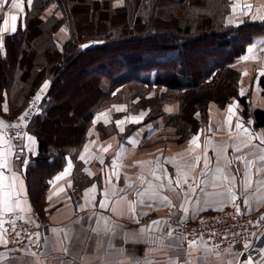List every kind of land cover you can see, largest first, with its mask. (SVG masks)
<instances>
[{
  "label": "crops",
  "instance_id": "obj_1",
  "mask_svg": "<svg viewBox=\"0 0 264 264\" xmlns=\"http://www.w3.org/2000/svg\"><path fill=\"white\" fill-rule=\"evenodd\" d=\"M25 3L27 0H23V12H19L11 7V0H7L6 7L0 9V32H13L11 15H17V27L24 14ZM234 3L235 0H230L227 23L231 20L229 24H237L244 17L264 19V0H239L235 13L232 11ZM254 43L255 49L250 54L246 51L235 63L240 69L239 93L241 95L242 89L243 95L249 93L250 112L255 108L264 110V83L263 86L259 83V79L264 78V34L254 38L249 45ZM246 55L248 58L242 59ZM246 78L252 81L250 85L245 83ZM48 84L43 92L38 89L32 98L39 93L41 99ZM123 98L118 97L95 111L84 138L76 147H69L62 167L46 179L43 190L26 175L39 153L38 140L29 129L25 133L34 137L33 140H26L25 133L16 140H10L4 130L14 121L5 117L3 108L0 121L4 124L0 126V133L4 143L0 148L8 154L19 181H22L20 199L24 211L17 209L14 214L33 222L44 220L49 224L48 233L39 237V249L35 253L16 251L7 243H0V255L5 258L3 264H186L189 260L191 264H244L249 261L250 258L238 247L221 251L201 240H195L197 246L190 247L192 240L177 239L182 236L172 230V238H169L168 227L173 219L196 220L204 214L221 211V202L222 210L230 208L234 205L230 198H221L217 194L232 188L237 196L235 204L256 215L264 233V171H257L264 167V163L257 160L264 148V126H255L251 115L243 117L239 102L234 98L224 107L210 102L197 130L186 139L179 140L171 123V116L178 110L177 101L163 104L160 114L147 119L152 109L149 105H135ZM229 105L234 106L230 124L227 122ZM141 114L143 118L139 123L126 120L129 116ZM196 116L200 118L199 114ZM117 121L125 123L118 127ZM237 121L257 139L247 136L243 129H237ZM121 127L124 131L120 130ZM198 132L200 146L190 151L189 141ZM250 139L251 144L242 147ZM25 143L28 147L21 152ZM9 145L12 146L10 150ZM205 147L211 161L209 167L223 169L221 180L214 182L212 176H202L205 171L203 160L197 163L194 157L203 156ZM237 147L241 151L235 152ZM238 156L255 161L247 180L245 164L236 159ZM229 160L232 162L229 163ZM185 162L194 165L182 168V171L187 173L189 184L194 181L200 184L195 193L189 191L187 184L180 188L175 184L177 167ZM66 168L65 175L59 180L54 179ZM165 168L173 179L172 187L163 179ZM154 172L161 177L160 180L154 177ZM5 174L11 175L9 172ZM224 176L228 178L223 179ZM142 180L154 186L155 198L136 195L138 191L147 189ZM214 183L216 186H213ZM61 188L63 191L57 195ZM89 189L91 191L86 197V190ZM186 193L191 199L186 200ZM163 197H167L171 206L163 201ZM101 200L107 207L99 206ZM141 200L143 203H140ZM205 200L212 201L211 207L204 203ZM181 204L189 207V213L181 210ZM130 208L135 209L134 213ZM197 208L201 210L195 211ZM10 215L3 214V219ZM98 217H104L111 230H105L103 222L98 225ZM157 220L167 223L155 231L141 232L142 228ZM53 229L57 231L53 232ZM262 250L251 258L252 264L264 261Z\"/></svg>",
  "mask_w": 264,
  "mask_h": 264
},
{
  "label": "trees",
  "instance_id": "obj_2",
  "mask_svg": "<svg viewBox=\"0 0 264 264\" xmlns=\"http://www.w3.org/2000/svg\"><path fill=\"white\" fill-rule=\"evenodd\" d=\"M114 4L33 0L25 5L16 31L1 35L0 113L6 104V116L20 119L28 100L49 82L27 128L38 140L39 153L26 175L42 190L46 179L62 167L69 147L82 141L95 111L127 87L134 91L132 98H139L137 103L152 108L147 119L162 111L145 97L151 87L177 101L171 123L179 140L197 130L210 102L224 107L234 98L243 117L251 115L255 126H264V110L250 112L248 97L239 93L235 65L253 39L264 34V19L227 23L230 0ZM62 27L67 38L59 42L55 34ZM89 40L99 43L82 49ZM71 69L75 71L66 82ZM81 74L85 77L79 80ZM65 84L73 99L63 98ZM63 122L68 124L65 130ZM59 133L70 140L56 139Z\"/></svg>",
  "mask_w": 264,
  "mask_h": 264
},
{
  "label": "snow or ice",
  "instance_id": "obj_3",
  "mask_svg": "<svg viewBox=\"0 0 264 264\" xmlns=\"http://www.w3.org/2000/svg\"><path fill=\"white\" fill-rule=\"evenodd\" d=\"M28 4L31 5L33 3V0H27ZM7 3V0H0V8H3V6ZM22 3L23 0H11V7L13 9L18 10L19 12H23V8H22ZM124 3V0H115V4L114 7L122 5ZM239 4V0H235V3L233 4V8L232 11L235 13L237 10V6ZM245 15H247V13H244ZM11 20L13 21V25H12V31L15 32L16 31V25H15V21L17 20V15L13 14L11 15ZM5 25H7V20L4 21ZM229 23H231V20H229ZM6 30V29H5ZM62 32H65L66 29L62 28L61 29ZM2 46V45H0ZM256 45L255 43L253 45H249L248 49L246 50L247 53H251L254 49H255ZM248 56L246 55L245 57H242V59H247ZM48 82H45L44 85H42L40 91L43 92L46 87H47ZM241 95H243V89L241 90ZM40 99V95L39 93L37 94L35 100H39ZM233 105H229L228 106V112L230 113V115L227 117V122L230 124L231 120H232V114H233ZM4 109L5 111H7V105H4ZM103 115V114H101ZM27 118V113L25 114V116L21 117L22 120H25ZM143 118V114H141L140 116H129L126 118L127 122H131V123H139L140 120H142ZM96 122L95 118H94V123ZM117 126L119 127L120 125H122L123 123H125V121H117ZM4 122L0 121V126H3ZM13 127H16L15 125H13ZM236 128L237 129H243V132L249 136L252 137L253 139H257V137H253L252 134L248 131L247 128L244 127V125H242L239 121L236 122ZM121 131H124V129L121 127L120 128ZM199 135L200 133L198 132L196 135H194L191 140L189 141V145H190V151H194L195 148H199ZM25 138L26 140H33L34 137L31 136H27V134L25 133ZM4 143V138L2 133H0V145H2ZM262 143H264V141H262ZM249 144H251V139L247 141V143H244L242 145V147H247ZM194 146V147H193ZM11 145H9V150L11 149ZM28 145L27 143L24 144L23 148H21V152L23 151L24 148H27ZM105 151H107V149H105ZM235 152H239L241 151L240 147L234 148ZM16 158L18 159L19 156H16ZM81 159H83V156L81 157ZM195 161L197 163H199L201 160H203L204 166H205V171L202 173V176L207 177V176H212L213 181H217V180H221V174L223 172V169L217 167L215 169H212L209 167V165L211 164V161L209 160L208 156H207V148L205 147L204 149V154L203 156L197 155L194 157ZM237 160H240L241 162H243L245 164V179L247 180L249 175H250V168L253 165V163H255V161L253 160H249L245 157H236ZM257 160H259L260 162L264 163V148L261 149V154L257 157ZM103 163V161H101ZM168 163H172V161H167ZM232 161L229 160V163H231ZM27 163V161H25V164ZM114 165H115V160H114ZM71 165L69 164V167ZM194 165L191 164L190 162H185L184 165L182 166H178L177 167V176L175 179V184L177 188L182 187V185L187 184L189 187V191L192 193H195L197 191L198 188H200V184L198 182H193V184H189V178L187 173H184L182 171V168H188V167H193ZM159 167V165H158ZM68 169L66 168L64 170L63 173L58 174L57 177H55L54 179L59 180L63 175H65L67 173ZM258 172L260 171H264V167L262 168H258L257 169ZM9 172L11 173V175H6L5 173ZM163 179H166L168 181V186L172 187L173 184V179L172 177L168 174L167 169H163ZM154 177L157 180H160L161 177L159 175H157L155 172L153 173ZM227 176H224L223 179H227ZM110 179V178H109ZM232 179L235 180V176H232ZM142 183H146L147 184V189H145L144 191H138L136 193L137 196H144V195H150L151 198H155L156 196V192L153 190L154 186L151 184V182H145L142 180ZM22 184V181H19L18 179V174L17 172L13 169L11 160L9 159L8 154L5 152V150H3V148H0V226H2L3 224L7 223V221H5L3 219V214L7 213V214H14L17 209H19L20 211H24V209L21 207L22 201L20 199V185ZM163 186V185H161ZM213 186H216V184L214 183ZM249 186H251L249 184ZM95 187V185L93 186ZM202 190V189H201ZM59 191H63V188L59 189L58 192L56 193L57 195L59 194ZM91 191V189L86 190V197L88 196V193ZM218 196H220L221 198H230V200L233 202L234 206L236 207L237 212H239L240 208L239 205L235 204V201L237 200V196L235 195V193L233 192L232 188H228L226 193H219L217 194ZM186 196V200L187 199H191V197L188 196V194H185ZM91 199H95V197H91ZM163 201L167 204H169V206H171V202L168 201L167 197H163L162 198ZM140 203H143V200L140 201ZM205 204H207L209 207H211V203L212 201L209 200H205L204 201ZM245 204H247V200H245ZM101 208H105L107 207V205L104 203L103 200L100 201V205ZM181 210L184 213H189L190 209L189 207L186 206V204H181ZM201 210L200 208L195 209V211H199ZM220 210H222V202H221V208ZM130 211H132L134 213L135 209L134 208H130ZM183 219V217L181 218ZM101 222H103L105 230H111L110 227L107 224V221L105 220L104 217H98L97 218V224H101ZM167 221H153L149 226H147V228H142L141 232H145V231H155L158 228L162 227L163 224H166ZM14 224V222H13ZM155 226V227H154ZM56 229H53V232H56ZM19 235V234H17ZM36 237H39V234L36 233L35 234ZM168 237L172 238V231L170 230L168 232ZM177 239H186L185 237H178ZM0 243H7V241L4 239V234L3 231L0 230ZM189 246L190 247H196L197 246V241L192 240L189 242ZM248 245H245V247H247ZM264 251V250H262ZM5 258L0 255V264H3V260ZM137 264H139V262H137ZM172 264H176V262H172ZM186 264H191V261L189 260L188 262H186ZM244 264H252V260L251 258L249 259V261L244 262ZM261 264H264V261H261Z\"/></svg>",
  "mask_w": 264,
  "mask_h": 264
},
{
  "label": "built area",
  "instance_id": "obj_4",
  "mask_svg": "<svg viewBox=\"0 0 264 264\" xmlns=\"http://www.w3.org/2000/svg\"><path fill=\"white\" fill-rule=\"evenodd\" d=\"M39 102L31 100L27 111L21 116L27 113V118H20L5 128L4 132L10 140L18 139L27 131L28 124L39 109ZM239 208L237 212L233 205L221 211L204 214L196 220L173 219L168 228L186 240H201L221 251L238 247L247 257L254 258L264 248V233L257 216L241 206ZM5 221L7 223L2 225L4 239L7 246L16 251L37 252L39 237L49 231V224L44 220L33 222L11 214ZM36 233L39 237H36Z\"/></svg>",
  "mask_w": 264,
  "mask_h": 264
},
{
  "label": "rangeland",
  "instance_id": "obj_5",
  "mask_svg": "<svg viewBox=\"0 0 264 264\" xmlns=\"http://www.w3.org/2000/svg\"><path fill=\"white\" fill-rule=\"evenodd\" d=\"M114 3H115V0H114ZM25 4H28V2L27 3H25ZM6 7V4L3 6V8H5ZM3 8H0V9H3ZM23 17V16H22ZM1 19H2V15L0 14V21H1ZM62 28H64V27H62ZM61 28V29H62ZM61 29H59L58 31H57V33L55 34V36H56V39L60 42H62V40H64V39H66L67 38V30L65 31V32H62L61 31ZM64 29H66V28H64ZM3 34H5V33H2V32H0V38H1V35H3ZM75 68V67H74ZM238 68V70L240 71V69H239V67H237ZM73 71H75L74 69H71V71L66 75V82H67V78H69V76H71L72 74H73ZM85 74H81L80 76H79V80H81L82 78H84L85 76H84ZM250 82H252L249 78H246V84L247 85H250ZM67 87H66V84H65V86L63 87V89H64V94H63V98H65V97H67V98H71V99H73L74 97H75V94H73L71 91H70V89H68V90H65ZM162 91H163V89H160V88H157V87H151L150 89H148V91L145 93V97L147 98V99H153V103L152 104H156L157 106L156 107H161L163 104H165V103H171V102H173V98H171L169 95H165V96H163V94H162ZM132 92H134L133 91V89L132 88H125V89H123V91L122 92H119L120 94H119V98H125V100L127 101V102H129V103H131V102H133V103H135V105H141V104H139V103H137L138 101H139V98L136 96V97H134V98H132L131 97V95H132ZM157 94H158V96H157ZM74 96V97H73ZM246 96L249 98V93L248 94H246ZM118 97H114L111 101H113L114 99H117ZM36 98V97H35ZM35 98H32L31 97V100H33V99H35ZM123 98V99H124ZM31 100H30V102H31ZM39 101H41V99L39 100ZM30 102L28 103V105L26 106V109H25V111L22 113V114H24L26 111H27V108H28V106L30 105ZM142 106V105H141ZM5 117H7L6 116V114H5ZM19 119V118H18ZM18 119H12V121H17ZM49 125V124H48ZM9 126V125H8ZM62 129H66V128H68V124H67V122H63L62 123V126H60ZM60 132H62V131H60ZM62 135V134H61ZM58 138H60V140H70V138H71V136H67V135H64V136H61L60 137V133H59V136H58V134L56 135V139H58Z\"/></svg>",
  "mask_w": 264,
  "mask_h": 264
},
{
  "label": "water",
  "instance_id": "obj_6",
  "mask_svg": "<svg viewBox=\"0 0 264 264\" xmlns=\"http://www.w3.org/2000/svg\"><path fill=\"white\" fill-rule=\"evenodd\" d=\"M98 43H99L98 40H89V41H86V42L82 43L81 44V48L82 49H86V48H88L90 46H93V45H96Z\"/></svg>",
  "mask_w": 264,
  "mask_h": 264
}]
</instances>
